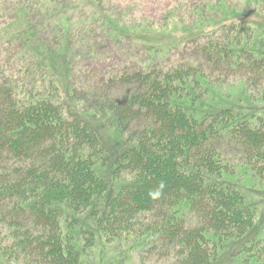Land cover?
<instances>
[{
	"label": "trees",
	"instance_id": "1",
	"mask_svg": "<svg viewBox=\"0 0 264 264\" xmlns=\"http://www.w3.org/2000/svg\"><path fill=\"white\" fill-rule=\"evenodd\" d=\"M127 17L105 0H0V42L8 45L0 48V264H91L101 241L159 255L172 248L174 264H264V241L249 233L256 214H241L246 197L225 179L239 152L259 166L263 115L237 117L209 103L200 64H142L103 78L101 97L70 86L71 59L102 52L98 35L154 52ZM243 21L231 19L222 39L206 27L187 37L198 36L214 82L264 79V54L242 47ZM81 97L119 140L115 151L77 112ZM115 257L126 264L122 251Z\"/></svg>",
	"mask_w": 264,
	"mask_h": 264
},
{
	"label": "rangeland",
	"instance_id": "2",
	"mask_svg": "<svg viewBox=\"0 0 264 264\" xmlns=\"http://www.w3.org/2000/svg\"><path fill=\"white\" fill-rule=\"evenodd\" d=\"M105 3L107 6L112 4L119 12H127L128 26L134 32L137 30L138 34L147 41H151L150 45L155 47L154 52L147 55L145 49L138 42L126 37L117 44L113 39L105 38V35H98L97 42L105 41L99 48L102 49V52L77 51L76 57L71 59L73 65L71 71L69 68L71 79H69V75L67 76L70 86L77 91L79 96L81 93L91 90L92 93L101 97L99 92L101 90L96 86L103 78L122 71L138 70L142 64L144 66L150 63L153 66L158 64L164 69L176 65H182L183 68L192 66V69H195L200 64L196 77L199 80L201 78L204 87L209 86L207 97L209 103L233 107L237 117L264 116V79L258 77V80H254L246 74L233 77L221 75L219 82H214L216 73L211 71L208 62L203 66L201 65L205 56L196 52L198 36L190 41L187 39L205 27L207 28L205 34H208V37L213 38L214 36L222 39L225 32L232 33L225 27L227 23L231 19H236L237 22L242 19V21L244 20L243 26H239L241 30L242 28L245 30L242 32V47H245V50L257 47L256 52L263 56L264 52L258 51L264 48L263 0H259L258 5L253 2H246V0H105ZM253 14L254 16H252ZM255 23L258 24L255 25ZM3 28L5 27H0V29ZM203 40H207V38L204 37ZM2 43L8 46L5 40L0 42V48L3 47ZM90 54L94 56L89 57ZM249 73L255 74L251 71ZM59 80L64 88L67 87V78L65 79L67 82L60 77ZM81 98H83L81 108L77 112L81 116L84 113L88 114L87 117L90 118L93 125L99 127L107 147L111 151H115L119 140L114 139L115 137L108 129L101 127L100 117L94 112L96 104L90 103L84 97ZM256 132L259 133L260 130ZM257 141V144L264 142L262 134H258ZM249 155V153L242 152L233 155V159H231L233 167H228L231 174L225 175V179L234 184L232 187L235 188L236 192L239 189L246 197L249 207L246 210L240 209L241 214L252 213V211L253 214H256L255 225L257 227L252 233H249L256 234V238H262L264 241V156L259 157L261 158L258 162L259 166L253 168L257 161ZM106 172L108 171L106 170ZM126 173L125 176L128 175L127 178H130V174ZM114 179L117 180V177ZM118 184V181H115V186H113L115 189H113L112 194L116 193ZM131 245V243L125 244L124 242L111 245V243L104 244L101 241L97 247L91 250L90 258H93L91 264H114L119 260L115 257L117 249L124 253L126 264H174L172 248L169 252L166 251L164 255H159L155 250L141 253L139 249L132 248Z\"/></svg>",
	"mask_w": 264,
	"mask_h": 264
}]
</instances>
